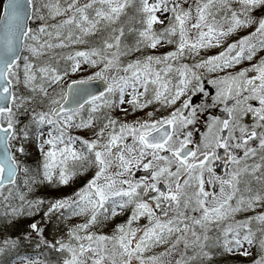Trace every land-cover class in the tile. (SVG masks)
Returning a JSON list of instances; mask_svg holds the SVG:
<instances>
[{"label":"snow or ice","instance_id":"snow-or-ice-1","mask_svg":"<svg viewBox=\"0 0 264 264\" xmlns=\"http://www.w3.org/2000/svg\"><path fill=\"white\" fill-rule=\"evenodd\" d=\"M0 264H264V0H0Z\"/></svg>","mask_w":264,"mask_h":264},{"label":"flooded vegetation","instance_id":"flooded-vegetation-1","mask_svg":"<svg viewBox=\"0 0 264 264\" xmlns=\"http://www.w3.org/2000/svg\"><path fill=\"white\" fill-rule=\"evenodd\" d=\"M214 111H215L216 114H219V111H218V110H214ZM205 119H206V116H203V117L201 118V121L203 122Z\"/></svg>","mask_w":264,"mask_h":264}]
</instances>
